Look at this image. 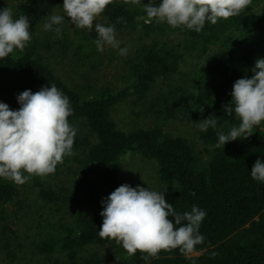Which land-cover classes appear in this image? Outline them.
I'll use <instances>...</instances> for the list:
<instances>
[{
	"label": "trees",
	"instance_id": "obj_1",
	"mask_svg": "<svg viewBox=\"0 0 264 264\" xmlns=\"http://www.w3.org/2000/svg\"><path fill=\"white\" fill-rule=\"evenodd\" d=\"M255 1L250 0L238 15L219 19L216 24L206 21L197 33L163 22L145 23L144 7L110 0L100 14L106 25H113L116 35L139 30L150 41L135 49L129 61L131 78L123 88L89 97L60 78L33 42L40 24L63 0H24L14 17H28L31 40L23 50L0 58V102L15 110L19 108L16 96L22 91L35 93L55 84L69 98L72 114L68 122H81L88 130L82 137L77 129L72 154L64 156L53 173L33 175L24 183L35 190L37 202L43 204L37 219H28L43 232L40 237L35 233L39 238L32 253L44 256L50 264H103L100 251L88 249L110 244L122 258L118 264H145L141 253L129 255L121 244L97 235L102 223L101 200L120 185L123 157L134 152L155 162L159 182L174 187L173 196L166 201L174 210L183 213L195 204L206 212L199 226L204 241L191 253L161 250L148 264H264V183L253 180L249 172L258 158L264 162V121L224 147L216 146L217 133L226 134L239 123L234 112L224 111L232 99L233 83L250 78L255 60L262 58L245 47L257 30L264 29V3L247 15ZM174 32L183 39V51L204 55L193 84L183 91L170 87L163 99L152 104L156 124L128 132L118 128L111 107L131 96L144 97L158 79L170 83L179 71L184 54L161 39ZM40 46L51 48L49 44ZM179 112L194 120L217 119L215 129L201 132L209 155L205 163L187 139L166 130L162 119L176 118ZM70 174L73 180L66 183L63 176ZM16 189V183L0 178V216L15 200L22 205L16 199ZM69 203L72 209L66 208ZM168 219L174 222V218ZM23 234L33 240L32 229ZM56 255L62 258L54 260Z\"/></svg>",
	"mask_w": 264,
	"mask_h": 264
},
{
	"label": "clouds",
	"instance_id": "obj_2",
	"mask_svg": "<svg viewBox=\"0 0 264 264\" xmlns=\"http://www.w3.org/2000/svg\"><path fill=\"white\" fill-rule=\"evenodd\" d=\"M109 3L110 0H63V15L51 14L42 28L60 34L59 26L67 17L77 29H94L98 52L108 45L126 56L128 48L120 47L114 26L93 23ZM249 3L250 0H150L144 4L145 23L163 22L198 33L206 21L216 24L219 19L238 15ZM30 40L28 17H14L8 7L0 9V58L23 50ZM251 71L250 78H239L232 85V99L224 111L234 112L239 123L226 134L217 133V147L237 140L264 121V58H257ZM16 101L19 108L15 110L0 102V178L22 185L33 175L53 173L63 157L72 154L77 129L67 119L72 114L69 98L55 84L35 93L26 89L16 96ZM216 125L217 119L209 116L199 120L197 127L206 131ZM249 172L253 180L264 183L261 159L254 162ZM101 206L98 237L121 244L129 255L141 253L145 264L161 250L178 249L187 255L204 241L199 226L206 212L193 204L190 211L179 213L166 203L163 191L122 184L102 198Z\"/></svg>",
	"mask_w": 264,
	"mask_h": 264
},
{
	"label": "rangeland",
	"instance_id": "obj_3",
	"mask_svg": "<svg viewBox=\"0 0 264 264\" xmlns=\"http://www.w3.org/2000/svg\"><path fill=\"white\" fill-rule=\"evenodd\" d=\"M117 1L142 7L144 4L150 3V0L144 4L140 2L141 0H138L137 3H132V0ZM23 2L24 0H0V9L8 7L15 16ZM155 2L159 3V0H153V3ZM262 3L264 0L253 2L247 15L250 16L257 12ZM61 7L62 5L51 14L63 15ZM46 20L40 24L33 41L34 44L41 49L45 61L60 78L89 97H97L107 90L115 91L123 88L126 81L131 78L129 61L132 59L135 49L150 41L139 30L126 31L116 35V38L121 41L120 47L128 48L126 56L119 55L117 49L108 45H105L103 52H98L94 44L97 39L94 29H77L65 17L64 22L59 26L60 34H57L43 30L42 24ZM93 23L106 25V20L100 15ZM161 39L175 46L178 51H182L181 53L184 54L183 64L170 83L164 79H158L144 97L131 96L111 107V115L115 119L117 127L127 132L156 124L158 118L152 111V104L156 103L158 99H163L170 87H177L182 91L190 88L193 84L195 70L204 59V55L199 51L191 53L183 51L181 48L183 39L177 32L169 33ZM40 44H49L51 48L42 49ZM242 47L240 45V48ZM245 47L254 50L259 57L264 58V29L257 30L254 37L245 44ZM178 115L176 118L164 117L162 119L164 122L166 121V130L173 136L187 139L195 149L197 157L202 163H205L209 155L206 152V145L201 139L202 131L197 127L199 120L191 119L183 112H179ZM74 127L80 130L78 135L82 137L88 135V130L83 126V123L77 122ZM122 163L123 171L120 185L128 184L132 187L140 185L145 189L148 187L151 190L163 191L166 201L173 196L174 187L159 182L155 162L131 152L123 157ZM63 179L66 183H70L73 180V175H64ZM16 191V199L21 200L22 205H17L15 200L7 208L8 211L0 216V264H50L48 260L44 259V256L35 252L32 253L35 246L33 243L43 232L28 221V219H37V210L43 204L40 201L37 202L35 190L25 184H17ZM72 207L73 205L69 203L66 208L72 209ZM28 229L34 231L33 240L24 237L23 233ZM36 232L39 233V237L35 235ZM88 250L92 252L99 250L103 264H118L122 260L115 254L110 244ZM57 258H62V256L53 257L54 260Z\"/></svg>",
	"mask_w": 264,
	"mask_h": 264
}]
</instances>
